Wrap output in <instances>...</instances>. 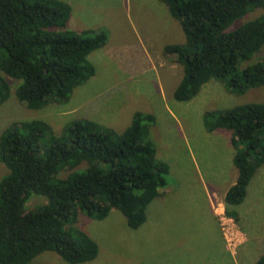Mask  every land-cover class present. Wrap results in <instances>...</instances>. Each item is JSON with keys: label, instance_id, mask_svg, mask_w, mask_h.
<instances>
[{"label": "trees", "instance_id": "1", "mask_svg": "<svg viewBox=\"0 0 264 264\" xmlns=\"http://www.w3.org/2000/svg\"><path fill=\"white\" fill-rule=\"evenodd\" d=\"M159 1L186 36L185 43L165 48L184 69L177 101H191L211 80L233 95L264 89V59L242 66L264 48V0ZM259 9L262 15L228 32ZM72 11L63 0H0V106L11 96L7 77L19 81L17 97L30 109L67 102L95 77L90 55L106 46L109 34L68 29ZM156 121L136 112L123 133L87 118L71 122L61 135L44 120L10 126L0 141V161L10 171L0 181V264H37L46 251L71 264L95 260L98 244L77 227L82 213L102 221L118 210L131 229L141 228L171 172L149 138ZM204 124L209 132H232L238 178L225 204L228 217L238 221L235 208L264 165V102L207 111ZM33 194L48 204L28 210ZM255 264H264V256Z\"/></svg>", "mask_w": 264, "mask_h": 264}, {"label": "rangeland", "instance_id": "2", "mask_svg": "<svg viewBox=\"0 0 264 264\" xmlns=\"http://www.w3.org/2000/svg\"><path fill=\"white\" fill-rule=\"evenodd\" d=\"M63 1L73 9L68 29H105L109 34L106 46L90 55L97 73L69 101L41 109H30L21 102L16 93L19 81L7 77L12 90L0 106V141L14 123L32 120L48 122L58 135L71 122L84 118L123 133L133 115L144 112L157 119L149 138L158 159L171 168L169 186L149 206L147 222L141 228L131 229L118 210L102 221L79 215L77 227L99 246L97 258L82 264H255L264 256V165L252 179L244 203L235 208L239 219L227 226L232 245L225 239L226 245L221 239L225 233L221 216L228 217L225 193L238 177L233 163L236 151L232 132H209L204 115L262 103L264 89L233 95L219 81L211 80L197 97L179 102L174 93L184 69L165 48L185 43L186 36L166 4L159 0ZM262 14L260 9L248 13L228 32ZM262 59L264 48L242 66ZM9 173L0 161V181ZM211 202L217 223L212 219ZM47 204L46 197L33 194L27 209ZM34 262L71 264L53 251L42 253Z\"/></svg>", "mask_w": 264, "mask_h": 264}, {"label": "crops", "instance_id": "3", "mask_svg": "<svg viewBox=\"0 0 264 264\" xmlns=\"http://www.w3.org/2000/svg\"><path fill=\"white\" fill-rule=\"evenodd\" d=\"M70 4V3H69ZM232 144V143H231ZM233 159H234V157H233ZM233 163H234V160H233ZM235 166V165H234ZM238 178V177H237ZM236 183V181H234L231 185H230V187H229V189L234 185ZM229 189H227V191H226V193H225V196H226V194H227V192L229 191ZM210 208H211V211H212V219L213 220H215V222L217 223V221L216 220H218V218H217V215H216V211L214 210V203L213 202H211L210 203ZM214 225V229H215V227H216V224L214 223L213 224ZM221 237V236H220ZM221 239H224V241H225V237H224V235H222V238ZM225 243H226V241H225ZM226 245H227V243H226ZM229 247V248H228ZM227 249H229L228 251L233 255V252H232V248H231V246H227ZM258 261V260H257Z\"/></svg>", "mask_w": 264, "mask_h": 264}, {"label": "built area", "instance_id": "4", "mask_svg": "<svg viewBox=\"0 0 264 264\" xmlns=\"http://www.w3.org/2000/svg\"><path fill=\"white\" fill-rule=\"evenodd\" d=\"M231 221H234V219H232V218H230V217H226V216H221V222H223L222 223V230L223 231H225V230H227V226H229L230 225V223H231ZM224 235H225V239H227V241H229V245H232V243H231V237L229 238L228 237V234H227V231H225V233H224ZM229 238V239H228Z\"/></svg>", "mask_w": 264, "mask_h": 264}]
</instances>
